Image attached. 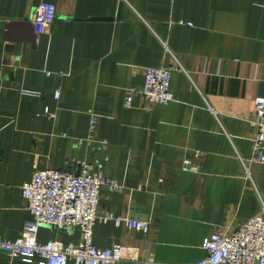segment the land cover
Masks as SVG:
<instances>
[{
    "label": "crops",
    "instance_id": "crops-1",
    "mask_svg": "<svg viewBox=\"0 0 264 264\" xmlns=\"http://www.w3.org/2000/svg\"><path fill=\"white\" fill-rule=\"evenodd\" d=\"M39 1L0 0V238L22 234L31 217L21 183L33 171L74 172L87 160L119 186L103 184L97 213L148 224L96 219V246L120 243L124 264L204 257L206 236L235 230L264 202V163L251 162L248 178L242 162L253 98L264 94V0H50L55 18L37 32ZM176 61L175 100L124 105L143 66ZM192 149L198 169L183 170ZM37 238L77 242L80 229L40 223ZM0 264L39 262L0 247Z\"/></svg>",
    "mask_w": 264,
    "mask_h": 264
},
{
    "label": "built area",
    "instance_id": "built-area-1",
    "mask_svg": "<svg viewBox=\"0 0 264 264\" xmlns=\"http://www.w3.org/2000/svg\"><path fill=\"white\" fill-rule=\"evenodd\" d=\"M56 6L52 1L40 0L33 9V26L37 32L45 31L56 15ZM178 61L166 65L143 66L144 80L141 86H126L124 88V105L130 107L134 96L139 98L142 105L151 103L167 104L175 100L170 88L171 71L179 69ZM29 94H37V90L22 89ZM59 96V89L53 91ZM254 115L250 119L254 126L249 156L242 158L244 172L250 178L249 164L264 163V94L253 98ZM50 117L56 111L43 109ZM95 117L89 121L88 138H92ZM81 143L84 141L78 138ZM201 154L199 149H192L191 156H185L181 167L183 170H197L194 157ZM102 162L81 161L77 173L59 168H38L30 178L21 183V193L26 199V205L31 217L25 221L22 234L13 239H1L0 247L8 254L9 260L19 257L31 261L36 258L39 264H124L122 245L112 243L105 248L98 247L92 242L93 223L112 220L114 224L121 222L133 229L148 230L145 220L128 216L116 215L107 211L104 215L97 213L100 188L106 184L110 189H118L114 178L101 173ZM138 188L146 187L138 184ZM258 212L232 231H214L205 237L203 247L204 257L177 264H264V202H261ZM48 224L58 229L79 227L80 239L77 242L63 244L51 239L37 238L38 225ZM144 264H169L155 260Z\"/></svg>",
    "mask_w": 264,
    "mask_h": 264
},
{
    "label": "water",
    "instance_id": "water-1",
    "mask_svg": "<svg viewBox=\"0 0 264 264\" xmlns=\"http://www.w3.org/2000/svg\"><path fill=\"white\" fill-rule=\"evenodd\" d=\"M99 17H102V16H99ZM105 17H108V16H105ZM110 17H112V16H110ZM75 173H77L78 171H74Z\"/></svg>",
    "mask_w": 264,
    "mask_h": 264
}]
</instances>
